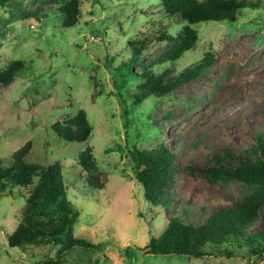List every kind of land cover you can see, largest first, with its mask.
Masks as SVG:
<instances>
[{
  "label": "rangeland",
  "instance_id": "374dc122",
  "mask_svg": "<svg viewBox=\"0 0 264 264\" xmlns=\"http://www.w3.org/2000/svg\"><path fill=\"white\" fill-rule=\"evenodd\" d=\"M237 2L235 21L194 24V47L162 61L184 22L165 15L159 0H0V157L8 164L11 154L28 144L25 163L46 168L59 162L67 198L79 210L72 233L93 243L60 250L57 238H38L10 246L7 235L21 221L28 196L25 188H14L22 196L0 195V264L48 258L61 264H264V256L251 254L243 238L219 251L208 245L202 256L145 250L149 239L165 230L169 216L200 223L234 199L253 206L258 218L246 231H258L264 224V178L205 180L192 172L190 179L210 190L207 196L188 201L179 195L166 208L152 206L129 158L117 148L150 149L166 141L183 161L202 166L205 145H246V135L264 131V0ZM70 5L76 21L68 26L65 7ZM162 32L174 40L159 39ZM133 44L142 47L136 57ZM208 51L218 58L197 79L133 102L145 68L154 73L168 68L170 75ZM123 78L128 85L119 89ZM80 109L92 132L85 141L67 142L52 126ZM168 111L172 118L161 120ZM86 146L92 148L90 173L100 189L85 183L87 173L78 164Z\"/></svg>",
  "mask_w": 264,
  "mask_h": 264
},
{
  "label": "trees",
  "instance_id": "16d2710c",
  "mask_svg": "<svg viewBox=\"0 0 264 264\" xmlns=\"http://www.w3.org/2000/svg\"><path fill=\"white\" fill-rule=\"evenodd\" d=\"M159 2L165 15H174L184 22L182 30L177 34L176 43L163 56L162 61L176 60L185 51L194 47L198 39L194 24L206 21L233 22L241 7L237 0H159ZM65 10L68 13L66 23L71 26L76 21L75 7L66 6ZM158 38L174 40L172 35L164 32L160 33ZM141 43L144 44L143 41ZM132 48L133 57H136L142 49L135 44ZM217 58V52H205L196 62L170 75L168 68L159 73L145 68L141 72V82L137 84L139 90L133 94V102L139 103L151 94H169L175 87L197 79L215 63ZM134 74L136 75L135 72ZM122 83L123 86L118 85L119 89H125L128 85L125 78ZM122 102L125 104L124 99ZM172 115V111L164 112L160 119L169 120ZM52 128L67 142L85 141L92 132V126L82 109L72 117L54 123ZM246 140V145L232 141L219 145H205L201 155L206 160L202 166L183 161L166 141L150 149L133 146L126 150L120 145L117 148L129 158L135 180L141 185L144 199L152 206L160 205L166 208L179 195L191 201L210 193L202 183L190 179L188 175L191 176L192 172L200 173L205 180L206 176L242 181L263 179L264 131L256 132L251 136L246 135ZM27 150L28 144L16 149L11 154L8 164H5L0 157V195L22 196L19 190L14 192V188H25L28 193L21 221L16 229L7 235L9 245L32 243L38 238H57L61 242L60 250L73 246H93L90 240L72 233L79 210L67 198V186L60 163L56 162L46 168L38 164H27L23 160ZM182 153L184 154V151ZM78 164L87 173L85 183L100 189L102 185L90 173V169L94 167L91 146H86L79 152ZM34 177H37L35 185ZM257 218L253 206L240 199L232 200L227 207L217 209L200 223L185 222L174 214L168 217L167 226L162 234L149 239L145 250L146 253L152 254L202 256L207 253L205 248L208 245L214 246L216 251H219L217 249L221 245L243 238L249 252L261 258L264 256V224L254 233L246 231L257 221ZM221 253L229 255L231 252L223 250ZM38 264L61 263L60 260L48 258Z\"/></svg>",
  "mask_w": 264,
  "mask_h": 264
}]
</instances>
